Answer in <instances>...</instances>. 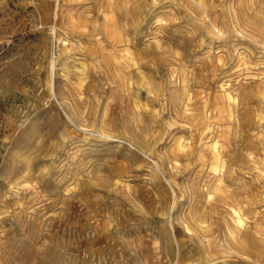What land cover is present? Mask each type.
Listing matches in <instances>:
<instances>
[{
    "label": "rangeland",
    "instance_id": "rangeland-1",
    "mask_svg": "<svg viewBox=\"0 0 264 264\" xmlns=\"http://www.w3.org/2000/svg\"><path fill=\"white\" fill-rule=\"evenodd\" d=\"M0 264H264V0H0Z\"/></svg>",
    "mask_w": 264,
    "mask_h": 264
},
{
    "label": "bare ground",
    "instance_id": "bare-ground-1",
    "mask_svg": "<svg viewBox=\"0 0 264 264\" xmlns=\"http://www.w3.org/2000/svg\"><path fill=\"white\" fill-rule=\"evenodd\" d=\"M218 162V161H217Z\"/></svg>",
    "mask_w": 264,
    "mask_h": 264
}]
</instances>
